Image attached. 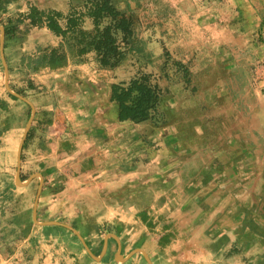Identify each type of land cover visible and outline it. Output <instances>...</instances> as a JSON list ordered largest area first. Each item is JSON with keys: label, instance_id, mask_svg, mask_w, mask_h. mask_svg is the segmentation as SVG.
I'll return each mask as SVG.
<instances>
[{"label": "crops", "instance_id": "crops-1", "mask_svg": "<svg viewBox=\"0 0 264 264\" xmlns=\"http://www.w3.org/2000/svg\"><path fill=\"white\" fill-rule=\"evenodd\" d=\"M84 1L0 0V264H143L149 246L155 264H264V237L246 239L264 233V0H112L134 34L106 67L122 68V85L173 69L159 124L120 119L114 86L84 107L98 83L82 59L96 52L20 16ZM52 51L59 62L38 64ZM167 100L205 116L171 117ZM161 215L180 220L166 243ZM211 233L223 241L204 243Z\"/></svg>", "mask_w": 264, "mask_h": 264}, {"label": "trees", "instance_id": "trees-1", "mask_svg": "<svg viewBox=\"0 0 264 264\" xmlns=\"http://www.w3.org/2000/svg\"><path fill=\"white\" fill-rule=\"evenodd\" d=\"M20 16L28 19L31 27L48 26L64 37L74 34L81 53L95 51L103 65L115 66L121 63L126 57L123 44H128L134 34L133 17L120 11L112 0H85L80 6L72 4L68 13L30 5ZM87 16L93 20L92 30L82 26ZM60 60L52 51L39 57L38 64H56ZM170 93L169 85L154 80L153 73L142 70L128 85H115L112 100L119 103V116L122 120L151 118L161 123L166 120V114L160 104Z\"/></svg>", "mask_w": 264, "mask_h": 264}, {"label": "rangeland", "instance_id": "rangeland-1", "mask_svg": "<svg viewBox=\"0 0 264 264\" xmlns=\"http://www.w3.org/2000/svg\"><path fill=\"white\" fill-rule=\"evenodd\" d=\"M82 26H83L84 29L92 30L94 28V24H93L92 18H90L88 16L85 17V20H84ZM66 40L68 41V44L69 45L72 44L73 47L75 49H77V51H79L81 53L80 46L78 44H76V40H74V34L70 33V35L67 37ZM131 41L132 40H130V42ZM130 42L128 44H130ZM128 44H123V49L125 50V52H127V46H128ZM136 46H137L136 48H138V46H141V48H142L144 46V44L143 43H141V44H138L137 43ZM129 56H130V58H129L130 65L131 64L138 65V62L140 60L138 58L139 55L137 53H132ZM90 57H88L86 59H82V63L84 64L83 66L84 67L86 66V68H84V72H86L87 74H90V75H87V76H93L94 77L93 79L98 84H96L97 87H95V88L94 87L93 88L86 87L87 90L84 92L85 95L81 98L82 104H83L84 107H87V106L91 105L92 99H93V102H94V99H96V95H97L96 94V91H98V89H101L102 90V89L109 88V86H112L113 87L115 85H122V84H125V82L127 80V79H125L122 76L123 72L120 71L122 69L121 67L120 68L119 67H106V65L103 66V64L100 62V59L97 56V54H92V56H90ZM97 61H99L102 65H99V63ZM97 66H99V67H97ZM142 70L146 71L145 69H141V68H140V70H137V71L140 72ZM147 72L153 73L154 74V80H158L160 83L163 84V83H165V80H164L165 77L168 79V82H169V80H171V76H172L171 74L173 72V69L168 68L167 70H164L163 72H164L165 76L159 70L157 72H154V71H147ZM107 78H109L110 80L108 81ZM99 99H100V97H99ZM104 99H105V96H104ZM102 105H105V103H103ZM109 110H110V108H109ZM137 121H139V122H144V121L145 122H148V121H150L153 124L154 123L155 124H159L160 123V122H158V121H156L154 119H151V118L150 119H147V120H137ZM165 121L162 122V123H165ZM170 203H171L170 200L164 201V207H166L167 204L169 205L168 212L171 211ZM184 204H185V202L183 200H180L179 201V206H184ZM146 215L147 216L144 217L145 222L149 226L154 225L155 219H156L154 217V214H146ZM169 217H170L169 215L167 217H166V215H161L160 217H157V218H159V219H157L158 220V223H159V226L158 227H161L162 226V229H164V233L163 234H162L163 230H162V232H160L161 229H158V232H157V235L159 234L161 236L160 239H162V243L169 242L170 239H171V236H172V233L170 231L165 232V230L166 229H169L170 227H172L174 223L180 222L178 216L175 219H173L172 216H171V219L170 220H166ZM160 219H161V221H160ZM152 232H153V230H152ZM151 238H152V235L150 236L149 239H151ZM150 243H151L150 240H148V241L145 242L146 245H149ZM150 247L151 246H149L148 248L146 247V250L144 248H141L142 250H140V252H142L143 254H144L143 251H145L148 254V257L147 256H143V255L141 256V261L143 260V262H142L143 264H155V262H154V253H153V251L150 252V250H151ZM138 250H139V248H138ZM145 259H146V262H145Z\"/></svg>", "mask_w": 264, "mask_h": 264}, {"label": "bare ground", "instance_id": "bare-ground-1", "mask_svg": "<svg viewBox=\"0 0 264 264\" xmlns=\"http://www.w3.org/2000/svg\"><path fill=\"white\" fill-rule=\"evenodd\" d=\"M162 109H163V105H162ZM164 110L167 111L168 115H171V117H173L172 115L181 116L180 120L186 119V120L195 121V120H197V119L199 120V118L201 119V117L205 116L204 114H198V115L197 114H193V113L186 114V110L187 109L185 108V106L182 105L180 102H178L176 100L173 101V102H172V100H167L166 102H164ZM170 112H171V114H170ZM199 115H202V116H199ZM198 116H199V118H198ZM239 141H240V145L244 144V145H246V147L251 148V145L248 146L249 145V140L247 139L246 134L244 135V138L242 140H239ZM157 143H161L163 145V148L165 149L164 150V154L168 155V150L169 149L166 150V147H168L169 143L168 142L164 143V139L161 140V141H157ZM231 145L233 146V142L231 143ZM257 151L260 152L262 154V156H263V154H264V149L263 148H258ZM231 218L232 217L226 215L224 217V219L222 220L223 221L222 226L230 227L231 224H233V221L231 220ZM230 235L233 236V237L230 236V239H229L230 240L229 241L230 246H232V241L235 238V241L236 242L239 241V244L241 245V247L243 249H246L247 244L245 243V240L243 238L244 235L236 234V232H233V231H231ZM236 236H238V237H236ZM213 237H214V233H211V238L210 237L206 238L204 240V243L207 242V243H211V244H216V243H219V242L223 241V240H220V238H218V237H214V238ZM251 237H257L258 239H260V238L262 239L264 237V233L261 234L260 231L257 232V233L254 232L250 236H248L246 239L249 240ZM117 258L123 259V257L121 256L120 253L117 254Z\"/></svg>", "mask_w": 264, "mask_h": 264}, {"label": "water", "instance_id": "water-1", "mask_svg": "<svg viewBox=\"0 0 264 264\" xmlns=\"http://www.w3.org/2000/svg\"><path fill=\"white\" fill-rule=\"evenodd\" d=\"M139 250H142L141 248H139ZM144 252V254L148 257V254L145 252V251H143Z\"/></svg>", "mask_w": 264, "mask_h": 264}]
</instances>
